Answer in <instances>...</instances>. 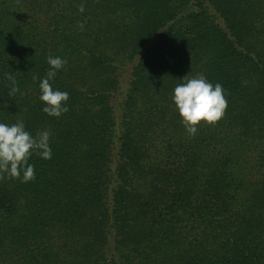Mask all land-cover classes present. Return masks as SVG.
Wrapping results in <instances>:
<instances>
[{
    "label": "trees",
    "instance_id": "1",
    "mask_svg": "<svg viewBox=\"0 0 264 264\" xmlns=\"http://www.w3.org/2000/svg\"><path fill=\"white\" fill-rule=\"evenodd\" d=\"M49 56L60 118L33 80ZM197 74L228 107L191 137L171 96ZM17 120L52 158L0 178V264H264V0H0Z\"/></svg>",
    "mask_w": 264,
    "mask_h": 264
},
{
    "label": "clouds",
    "instance_id": "2",
    "mask_svg": "<svg viewBox=\"0 0 264 264\" xmlns=\"http://www.w3.org/2000/svg\"><path fill=\"white\" fill-rule=\"evenodd\" d=\"M80 11L83 12V7ZM47 63L49 70L46 75L43 78L33 76V80L39 79L42 111L50 117L60 118L69 111V93L54 88L51 81L64 68L67 60L59 56H49ZM7 78L10 81L8 94L15 97L19 91L16 79L11 73L7 74ZM171 100L181 123L191 137L197 134L201 122L210 126L219 122L228 107L223 86L209 82L203 74H197L177 84ZM50 135L49 130L33 135L26 129L23 120L12 124L0 122V178L21 179L23 183L34 180L35 165L30 160L34 155L41 159L52 158Z\"/></svg>",
    "mask_w": 264,
    "mask_h": 264
}]
</instances>
